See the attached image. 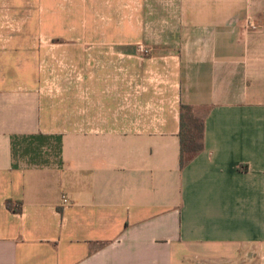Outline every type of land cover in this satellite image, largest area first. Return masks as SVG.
<instances>
[{"label":"crops","instance_id":"0c3cea01","mask_svg":"<svg viewBox=\"0 0 264 264\" xmlns=\"http://www.w3.org/2000/svg\"><path fill=\"white\" fill-rule=\"evenodd\" d=\"M0 264H264V0H0Z\"/></svg>","mask_w":264,"mask_h":264},{"label":"trees","instance_id":"16d2710c","mask_svg":"<svg viewBox=\"0 0 264 264\" xmlns=\"http://www.w3.org/2000/svg\"><path fill=\"white\" fill-rule=\"evenodd\" d=\"M198 117L191 105H179V168H185L204 148V117Z\"/></svg>","mask_w":264,"mask_h":264},{"label":"built area","instance_id":"2783aa9c","mask_svg":"<svg viewBox=\"0 0 264 264\" xmlns=\"http://www.w3.org/2000/svg\"><path fill=\"white\" fill-rule=\"evenodd\" d=\"M139 50H140L141 52H143L144 54H147V53H148V50L144 49V48L141 47V46L139 47ZM61 201H62L63 204H65V203L68 202V200L66 199L65 196H62V197H61Z\"/></svg>","mask_w":264,"mask_h":264},{"label":"rangeland","instance_id":"374dc122","mask_svg":"<svg viewBox=\"0 0 264 264\" xmlns=\"http://www.w3.org/2000/svg\"><path fill=\"white\" fill-rule=\"evenodd\" d=\"M204 112H205L204 109H197V110H195V113H196V115L198 117H202Z\"/></svg>","mask_w":264,"mask_h":264}]
</instances>
